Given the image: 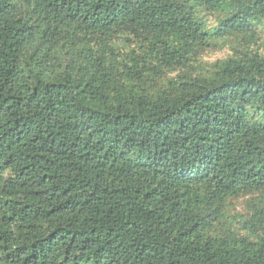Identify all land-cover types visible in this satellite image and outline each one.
<instances>
[{"label":"trees","instance_id":"16d2710c","mask_svg":"<svg viewBox=\"0 0 264 264\" xmlns=\"http://www.w3.org/2000/svg\"><path fill=\"white\" fill-rule=\"evenodd\" d=\"M0 264H264V0H0Z\"/></svg>","mask_w":264,"mask_h":264},{"label":"rangeland","instance_id":"374dc122","mask_svg":"<svg viewBox=\"0 0 264 264\" xmlns=\"http://www.w3.org/2000/svg\"><path fill=\"white\" fill-rule=\"evenodd\" d=\"M229 54V48L226 47L220 51H211L207 55L203 57L204 61L213 62L217 59H220ZM247 199L246 198H238L232 200V205L230 207L231 215H236L237 213H246L247 212Z\"/></svg>","mask_w":264,"mask_h":264}]
</instances>
